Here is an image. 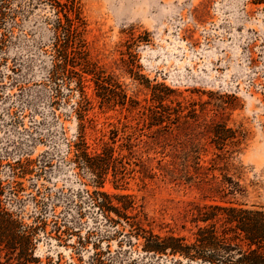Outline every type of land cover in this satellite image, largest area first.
I'll return each instance as SVG.
<instances>
[{"label": "rangeland", "instance_id": "1", "mask_svg": "<svg viewBox=\"0 0 264 264\" xmlns=\"http://www.w3.org/2000/svg\"><path fill=\"white\" fill-rule=\"evenodd\" d=\"M77 2L88 104L52 77V3L0 0V264H207L145 252L129 223L192 242L194 205L264 211V0Z\"/></svg>", "mask_w": 264, "mask_h": 264}, {"label": "trees", "instance_id": "2", "mask_svg": "<svg viewBox=\"0 0 264 264\" xmlns=\"http://www.w3.org/2000/svg\"><path fill=\"white\" fill-rule=\"evenodd\" d=\"M56 9L54 22L52 77L75 78L79 91L80 104L88 101L84 95L83 74L91 75L97 89H101V76L87 60L84 40L82 39L83 22L80 18L77 0H48ZM123 96V101H124ZM75 152L84 159L85 166L96 171V185L101 187L102 168L89 161L87 146L83 136L74 143ZM215 177L213 176V179ZM202 181V180H201ZM200 181V182H201ZM227 194L233 193L231 184ZM208 188L207 190H209ZM218 191L225 192L223 189ZM98 207L105 212H113L119 218L130 217L120 209L132 208L127 196H120V209L112 206L111 199L105 193L93 191ZM101 198V199H100ZM191 222L195 224L193 241L183 237L169 235L160 237L146 230L137 216L129 223L136 237L144 240L143 250L152 254H168L186 260L207 264H264V211L235 206L231 202L223 204L194 205ZM112 221V220H111ZM118 223L112 221V223Z\"/></svg>", "mask_w": 264, "mask_h": 264}]
</instances>
